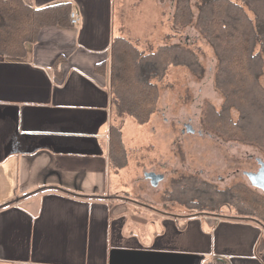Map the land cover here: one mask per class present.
I'll use <instances>...</instances> for the list:
<instances>
[{
	"label": "crops",
	"instance_id": "0c3cea01",
	"mask_svg": "<svg viewBox=\"0 0 264 264\" xmlns=\"http://www.w3.org/2000/svg\"><path fill=\"white\" fill-rule=\"evenodd\" d=\"M23 1L70 12L26 56L0 55V264H264L263 226L153 208L135 193L150 169L113 165L111 127L128 150L135 126L110 86L114 38L137 39L120 0Z\"/></svg>",
	"mask_w": 264,
	"mask_h": 264
},
{
	"label": "trees",
	"instance_id": "16d2710c",
	"mask_svg": "<svg viewBox=\"0 0 264 264\" xmlns=\"http://www.w3.org/2000/svg\"><path fill=\"white\" fill-rule=\"evenodd\" d=\"M193 1L175 0L171 18L175 31L193 23ZM195 5L196 27L216 54L215 83L224 96L220 108L209 102L204 106L203 125L225 141L264 150V0H196ZM69 12L63 4L32 8L23 0H0V55L26 56L27 46L36 42L40 30L67 24ZM111 51L110 86L116 117L131 118L140 125L155 114L156 81L163 80L171 67H185L197 76L204 71L196 52L181 43L145 52L130 40L116 37ZM110 158L116 168L127 165L128 152L117 124L110 130ZM175 191L176 200L193 211L191 216L228 217L264 227V195L245 184L219 189L188 177L177 182Z\"/></svg>",
	"mask_w": 264,
	"mask_h": 264
},
{
	"label": "rangeland",
	"instance_id": "374dc122",
	"mask_svg": "<svg viewBox=\"0 0 264 264\" xmlns=\"http://www.w3.org/2000/svg\"><path fill=\"white\" fill-rule=\"evenodd\" d=\"M195 3L196 0L193 1L194 21L182 31H175L171 25L175 0H120L118 11L123 27L128 31L125 33L137 35V39L129 40L141 50L149 52L168 43H181L196 52L203 67L201 76L185 67H171L163 80L156 81L159 101L150 122L140 125L130 120L135 126L126 131L131 172L139 173L146 167L150 169L146 172L153 170L165 175L156 188L138 182L135 193L144 195L142 202L153 208L187 215L193 211L176 200V191L172 193L177 182L194 177L219 189L237 184L251 187L242 172H257L258 161L264 162V150L225 141L203 125L204 106L209 102L220 108L224 96L215 83L216 54L196 27L198 8ZM248 15L255 19L249 10ZM168 33L171 39H167ZM261 82L264 86V72ZM187 126L193 131H188ZM251 188L263 194L261 190ZM129 189L131 191V187ZM137 194L132 197L137 198Z\"/></svg>",
	"mask_w": 264,
	"mask_h": 264
},
{
	"label": "water",
	"instance_id": "95a60500",
	"mask_svg": "<svg viewBox=\"0 0 264 264\" xmlns=\"http://www.w3.org/2000/svg\"><path fill=\"white\" fill-rule=\"evenodd\" d=\"M187 128L188 131H193V128L190 126H187ZM258 163L260 167L257 172H242V174H244L249 179L251 187L261 190V192L264 194V162L259 160ZM144 176L146 179L150 180L154 187H157L164 179L162 174H156L154 172H146Z\"/></svg>",
	"mask_w": 264,
	"mask_h": 264
},
{
	"label": "built area",
	"instance_id": "2783aa9c",
	"mask_svg": "<svg viewBox=\"0 0 264 264\" xmlns=\"http://www.w3.org/2000/svg\"><path fill=\"white\" fill-rule=\"evenodd\" d=\"M71 21L73 25H77L80 23V17L78 16L77 13H72L71 14Z\"/></svg>",
	"mask_w": 264,
	"mask_h": 264
}]
</instances>
